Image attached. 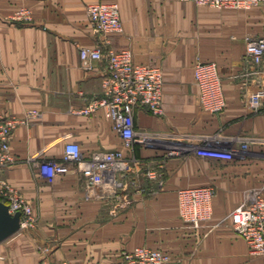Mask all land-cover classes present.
<instances>
[{
	"label": "crops",
	"instance_id": "0c3cea01",
	"mask_svg": "<svg viewBox=\"0 0 264 264\" xmlns=\"http://www.w3.org/2000/svg\"><path fill=\"white\" fill-rule=\"evenodd\" d=\"M115 2L122 31L96 32L88 3ZM264 35V0L248 9L216 8L182 0H0V112L19 118L10 141L13 165L3 176L31 201L36 226L0 241V264H107L137 245L162 248L169 264H264L248 251L227 214L244 193L264 183V60L245 56L248 36ZM129 47L136 63L163 73V113L133 110L139 129L159 133L147 145L134 144L141 160L163 157L161 184L146 181L129 203L101 196L71 166L52 179L39 160L60 159L75 141L84 157L95 150L124 148L104 108L83 114L99 96L105 61L84 65L79 50ZM214 61L224 104L204 108L194 83L196 60ZM246 142L248 149H241ZM204 146L238 149L233 160L204 157ZM175 148L176 152L165 155ZM211 186V215L194 225L180 213L177 190Z\"/></svg>",
	"mask_w": 264,
	"mask_h": 264
},
{
	"label": "built area",
	"instance_id": "2783aa9c",
	"mask_svg": "<svg viewBox=\"0 0 264 264\" xmlns=\"http://www.w3.org/2000/svg\"><path fill=\"white\" fill-rule=\"evenodd\" d=\"M198 5L216 8L248 9L259 5L262 0H182ZM86 13L93 29L98 33L122 31L119 7L115 2L97 1L86 5ZM84 65L91 60L105 61L107 73L102 78L99 96L88 98L79 110L90 114L104 108L119 133L125 148L95 150L84 157L80 145L75 141L64 144L60 159L39 160L36 166L43 176L52 179L57 174L77 167L88 185L99 187L101 196L114 199L116 203H129L134 193L145 192L144 183L163 182V157L141 160L133 153L134 144L147 145L160 135L155 131L139 129L135 125L133 110L142 106L155 115L163 113V73L158 66L136 63L129 47L103 51L99 45L83 46L79 50ZM245 56L252 64L264 60V35L248 36ZM221 75L214 61L196 60L194 63V83L198 88L201 105L206 109L219 110L224 104L221 90ZM258 89L250 96V103L257 105L263 96ZM39 115L36 109L28 111L23 118L0 112V200L8 205L10 213L20 211V229L36 226V216L31 201L17 190L4 176L3 171L14 164L15 158L10 148L14 129L30 117ZM246 142L241 143L245 148ZM236 149L204 146L197 153L204 157L231 160ZM175 148L166 150L165 155L175 153ZM213 187L196 186L177 190V200L182 217L194 225H199L211 215ZM235 232L243 237L251 254H264V183L244 193L241 201L227 214ZM170 254L162 248L144 245L123 250L119 256L107 264H169ZM49 264V263H46ZM52 264H72L61 260Z\"/></svg>",
	"mask_w": 264,
	"mask_h": 264
},
{
	"label": "water",
	"instance_id": "95a60500",
	"mask_svg": "<svg viewBox=\"0 0 264 264\" xmlns=\"http://www.w3.org/2000/svg\"><path fill=\"white\" fill-rule=\"evenodd\" d=\"M20 211L10 213L7 203L0 200V241L20 229Z\"/></svg>",
	"mask_w": 264,
	"mask_h": 264
},
{
	"label": "rangeland",
	"instance_id": "374dc122",
	"mask_svg": "<svg viewBox=\"0 0 264 264\" xmlns=\"http://www.w3.org/2000/svg\"><path fill=\"white\" fill-rule=\"evenodd\" d=\"M247 147H248V144L246 145L245 148L241 147V149H248ZM238 152H239L238 149H236V151H235V155H234V158L237 156V154H239ZM133 153H134V149H133ZM134 154H135V153H134ZM234 158H233V159H234ZM233 159H231V160H233ZM215 192H216V190L213 188V195H212V197L214 196ZM137 246H139V245H137ZM144 246H145V245H144Z\"/></svg>",
	"mask_w": 264,
	"mask_h": 264
}]
</instances>
